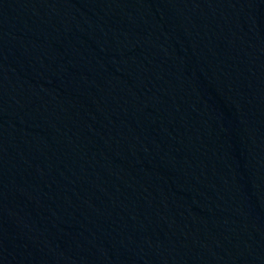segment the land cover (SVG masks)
<instances>
[{
	"label": "water",
	"instance_id": "95a60500",
	"mask_svg": "<svg viewBox=\"0 0 264 264\" xmlns=\"http://www.w3.org/2000/svg\"><path fill=\"white\" fill-rule=\"evenodd\" d=\"M0 264H264V0H0Z\"/></svg>",
	"mask_w": 264,
	"mask_h": 264
}]
</instances>
